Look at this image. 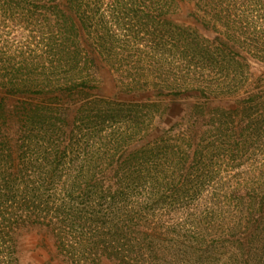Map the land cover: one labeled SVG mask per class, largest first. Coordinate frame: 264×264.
Segmentation results:
<instances>
[{
  "label": "trees",
  "instance_id": "16d2710c",
  "mask_svg": "<svg viewBox=\"0 0 264 264\" xmlns=\"http://www.w3.org/2000/svg\"><path fill=\"white\" fill-rule=\"evenodd\" d=\"M179 1L184 0H0V29L11 30L15 24L21 31L28 20H44L41 45L49 58L44 86L24 81L19 85L11 77L4 80L0 76V264H20L18 237L36 226L45 228L55 254L68 264H102L104 259L116 264H158L177 246L193 249L203 239L196 226L173 229L180 224L176 214H166L164 220L171 225L164 229L165 214L154 211L155 200L162 204L176 186L157 178L162 177L163 168L157 167L153 154L160 140L138 144L155 116L153 102L111 99L105 104L94 99L85 109L79 106L74 111L79 121L102 116V122L109 119L115 123L103 135L117 134L120 142L129 145L130 157L148 160L149 167L145 163L144 168L151 197L124 201L121 195L127 186L111 175L113 164L92 176H87L91 169L83 164H49L45 168L50 189L45 195V213L40 209L34 214L22 206L28 195L16 183L14 107L7 105L15 93L34 92L56 105L45 109L50 114L47 118L63 121L71 99L75 95L88 97L93 89L92 69L98 57L120 77L116 81L119 93L165 96L194 91L205 98V108L220 97L235 94L247 79L248 58L264 62V0H185L192 5L190 15L195 24L190 26L169 17L173 4ZM27 29L38 32L37 28ZM9 50L11 60L14 50ZM246 108H254L249 122L261 120L264 127V91L257 89L233 107H211L216 113L235 116L230 126L218 130L233 139L238 134L244 136L248 121L238 120V115ZM257 116L260 119L254 118ZM5 123L8 126L2 128ZM170 150L173 154L174 148ZM54 151L57 157L62 150ZM172 165V170L183 167ZM257 187L262 192L255 195L261 197L264 186ZM244 190H234L229 199L235 205L247 203L248 209L233 211L224 222L225 229L215 237L231 247V256L241 258L240 263L224 264H249L252 256L256 258L251 240L264 217V196L243 195ZM166 230L175 232L171 244L162 246L159 238Z\"/></svg>",
  "mask_w": 264,
  "mask_h": 264
},
{
  "label": "rangeland",
  "instance_id": "374dc122",
  "mask_svg": "<svg viewBox=\"0 0 264 264\" xmlns=\"http://www.w3.org/2000/svg\"><path fill=\"white\" fill-rule=\"evenodd\" d=\"M172 9L169 14L172 21L187 26L195 24L190 15V2L179 1L173 4ZM44 24V20L40 18L25 22V28L21 31H18L20 26L16 27L15 24L11 30L0 29V76L4 80L12 79L19 85L22 81L37 86L45 85V62L49 58L41 45V42H44ZM26 27L37 28L38 32L30 33ZM37 42L39 45L35 47ZM9 48L14 50L11 60H8L7 56ZM248 72L246 81L235 94L210 102L208 108H205V98L194 91L165 96H152L149 92L119 93L116 87L117 72L102 57L95 59L92 69L93 89L88 97L75 95L74 99H71L65 108L63 121L47 118L50 114L45 112V109L56 105L45 100V96L41 97L34 92L15 93L7 100V105L14 107L12 130L16 148V183L19 190L28 195L22 206L31 214L39 212L40 209L45 213V195L50 190L45 168L49 164H83L91 169L87 176H92L102 167L113 164L114 171L111 175L127 186L121 195L124 201L129 203L134 202V199L144 200L151 197L152 188L147 185L146 180L148 160L130 157L129 145L120 142L117 134L105 137L103 135V132L108 130L109 126L112 128L115 123L109 119L102 122V116L83 121L74 117V111L79 106L85 109L94 99H99V103L105 104L111 99L121 102L151 101L155 104V116L149 132L138 144L157 138L160 140V147L153 154L157 157V167L163 168L162 177L157 178L174 182L172 187L176 186V189L172 188L173 191L165 195L167 199L164 198L166 200L162 204L155 200L154 211L156 214L164 213L163 220L167 219L166 214H176L175 219L179 220L180 224L173 229H191L196 226L198 232L203 233V239L200 238L201 241L194 245L193 249H187L185 245L177 246L170 257L164 256L166 261H157L158 264H224L232 261L240 263V257L234 258L230 255L231 247L215 237L225 229L224 222L229 221L233 211L239 208L246 210L249 207L247 203L235 205L233 200L229 199L234 190L243 191L246 188L243 195H254L252 197L258 198L264 196L255 195L262 192L257 186H264L263 121L255 124L252 119L253 122H249L251 109L254 108H246L238 115V120L242 118V122L248 121L244 125V136L238 134L233 139L218 128L230 126L235 116L216 113L211 107L216 104L222 108L233 107L249 93L257 89L264 91V62L248 58ZM254 118L260 119L258 116ZM3 126L8 125L5 123L1 125L2 128ZM169 127H172L170 131L165 132ZM170 148H174L173 154ZM54 149L62 150L57 157L53 156ZM187 151L189 153L184 154ZM175 162L179 167H183H173L172 170L171 166L176 164ZM249 186H253V189H248ZM18 195L22 196L19 191ZM162 222L164 229L171 225V221ZM174 232L170 230L161 235L162 239L169 238L163 242L159 238L161 245H170ZM233 232L232 229L230 233L234 235ZM254 233L256 236L251 240V247L253 253H256V258L252 256L248 262L264 264V217L254 229ZM201 242L207 245L204 246ZM18 246L20 264H68L55 254L52 239L41 226L23 232L18 237ZM160 255L164 254L160 251ZM102 264L116 263L104 259Z\"/></svg>",
  "mask_w": 264,
  "mask_h": 264
}]
</instances>
